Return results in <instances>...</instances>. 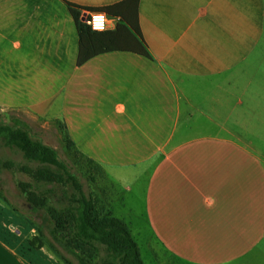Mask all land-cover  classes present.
<instances>
[{
  "label": "crops",
  "instance_id": "obj_1",
  "mask_svg": "<svg viewBox=\"0 0 264 264\" xmlns=\"http://www.w3.org/2000/svg\"><path fill=\"white\" fill-rule=\"evenodd\" d=\"M123 1L0 0V113L99 169L105 213L132 197L154 264H264V0H139L140 36L104 13L112 49L78 65L67 4ZM26 223L0 220V264H66Z\"/></svg>",
  "mask_w": 264,
  "mask_h": 264
},
{
  "label": "trees",
  "instance_id": "obj_2",
  "mask_svg": "<svg viewBox=\"0 0 264 264\" xmlns=\"http://www.w3.org/2000/svg\"><path fill=\"white\" fill-rule=\"evenodd\" d=\"M138 3L139 0H125L110 7L86 10L119 17L120 22L139 37ZM67 5L79 36L78 65L97 54L110 51L113 38L109 34L91 31L79 21L81 9ZM0 146L21 153L24 164L16 166L10 160H0V166L7 170L17 169L33 181L17 184L33 212L44 208L52 193L50 189L38 191L39 185H54L63 189L66 205L48 208L51 222L49 234L52 242L73 256L78 264H143L139 247L127 224L105 213L99 199L84 191L79 176L60 159L57 150L45 145L26 122L12 118L10 124L0 123ZM29 245L33 247V240L29 241ZM50 248L66 264H72L52 245Z\"/></svg>",
  "mask_w": 264,
  "mask_h": 264
},
{
  "label": "rangeland",
  "instance_id": "obj_3",
  "mask_svg": "<svg viewBox=\"0 0 264 264\" xmlns=\"http://www.w3.org/2000/svg\"><path fill=\"white\" fill-rule=\"evenodd\" d=\"M18 119L24 120L23 117H20L19 114L12 115ZM0 123L10 124V121L7 117L0 113ZM29 127L33 129L35 134L41 135V138L46 144L52 145L58 152L60 159L64 160L72 170L79 176V179L84 187V191L86 193L91 192L92 184L96 183L99 178L100 171L96 169L92 164L88 163L84 158L80 157L74 151H72L67 145L66 141H62L60 144L57 139L56 132L47 131V132H38L36 126L29 122ZM0 160L6 161L10 160L15 163L16 166L24 164L25 161L22 158L20 152L15 149H8L3 146H0ZM19 182H33L28 176L19 173L17 169L7 170L0 166V200L6 201L5 204L10 205L7 211L0 214V220L2 219L4 223H7L9 227H13L17 224V222H21L24 224L26 220L30 228H34L35 233L34 237L31 238L33 240L34 245L32 248H38L42 245H47L48 247L53 246L54 250L57 251L61 256L65 257L72 264H78L73 256L66 253L62 250L58 245L54 244L51 240L49 230L51 228V222L48 217V208L56 207L62 208L66 205V198L63 189L52 186L41 184L38 186V191L44 192L47 189H50L52 193L49 195V202L44 207L37 211H32L30 205L27 204L23 195H21L17 184ZM121 184L125 185V180L121 182ZM117 193L123 194L124 191L121 189L116 190ZM125 200L131 203V206H128L132 209L131 213H127L125 211H120L123 222L127 225L131 226V231L137 232L139 236H135L133 234L134 240L140 248V253L142 257L143 264H154L153 255L150 253L148 249V232L147 228L143 222V209L138 204L135 203L132 197L128 195H124ZM135 199V198H134ZM8 202V203H7ZM16 208V209H15ZM134 208V211H133ZM118 214V213H117ZM126 216V217H124ZM29 226L28 230H29ZM133 226V227H132ZM30 241V240H29ZM156 255L161 257L158 259L160 263H163L165 260L163 259V255L159 247L156 249ZM166 262V261H165ZM63 263V262H62ZM64 264V263H63Z\"/></svg>",
  "mask_w": 264,
  "mask_h": 264
},
{
  "label": "built area",
  "instance_id": "obj_4",
  "mask_svg": "<svg viewBox=\"0 0 264 264\" xmlns=\"http://www.w3.org/2000/svg\"><path fill=\"white\" fill-rule=\"evenodd\" d=\"M83 21L91 31L100 33L109 30L118 19H110L101 12H85Z\"/></svg>",
  "mask_w": 264,
  "mask_h": 264
}]
</instances>
